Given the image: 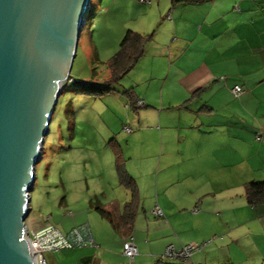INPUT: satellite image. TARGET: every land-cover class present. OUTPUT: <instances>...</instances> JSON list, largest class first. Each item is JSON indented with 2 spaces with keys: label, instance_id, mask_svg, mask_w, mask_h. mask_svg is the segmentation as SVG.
Masks as SVG:
<instances>
[{
  "label": "crops",
  "instance_id": "0c3cea01",
  "mask_svg": "<svg viewBox=\"0 0 264 264\" xmlns=\"http://www.w3.org/2000/svg\"><path fill=\"white\" fill-rule=\"evenodd\" d=\"M136 1L154 5L132 29L149 37L131 84L121 85L131 95H115L124 108L111 139L138 205L114 247L79 260L127 264L122 243L131 238L134 264H264V203L241 197L243 183L264 180V0ZM108 175L121 212L129 193L114 157ZM190 243L188 262L162 256Z\"/></svg>",
  "mask_w": 264,
  "mask_h": 264
},
{
  "label": "rangeland",
  "instance_id": "374dc122",
  "mask_svg": "<svg viewBox=\"0 0 264 264\" xmlns=\"http://www.w3.org/2000/svg\"><path fill=\"white\" fill-rule=\"evenodd\" d=\"M136 2L89 0L84 14L67 79L56 97L34 164L25 223L32 230L49 224L62 236L85 229L95 246L44 251L47 264H91L79 258L98 257L99 246L114 247L115 240L124 233L115 205L122 195L113 189L115 177L108 175L113 156L106 144L121 132L118 114L124 106L115 102V95H123L121 85L129 87L132 81L127 72L120 81L107 83L105 61L117 51L125 31L132 30L136 19L154 7L147 4L138 8ZM79 82L113 90L96 97L79 94L73 89ZM124 98L127 100V96ZM109 202L113 205L109 206ZM137 213H141L140 209Z\"/></svg>",
  "mask_w": 264,
  "mask_h": 264
},
{
  "label": "water",
  "instance_id": "95a60500",
  "mask_svg": "<svg viewBox=\"0 0 264 264\" xmlns=\"http://www.w3.org/2000/svg\"><path fill=\"white\" fill-rule=\"evenodd\" d=\"M89 0H0V264H34L28 192Z\"/></svg>",
  "mask_w": 264,
  "mask_h": 264
},
{
  "label": "trees",
  "instance_id": "16d2710c",
  "mask_svg": "<svg viewBox=\"0 0 264 264\" xmlns=\"http://www.w3.org/2000/svg\"><path fill=\"white\" fill-rule=\"evenodd\" d=\"M149 35L141 34L135 30H126L117 51L106 61L105 66L108 69L107 83H116L132 67L138 57L142 54L143 44ZM74 91L88 96H101L113 89L107 86L88 85L79 82L74 86ZM240 90V89H239ZM124 95H131V88L121 91ZM114 157V168L117 182L129 193V199L123 204L119 215V227L123 232L131 229L132 221L138 205L137 189L134 181L128 175L124 168L123 159L113 139L107 141ZM241 197L249 205L264 203V180H249L241 186ZM57 251V250H55Z\"/></svg>",
  "mask_w": 264,
  "mask_h": 264
},
{
  "label": "built area",
  "instance_id": "2783aa9c",
  "mask_svg": "<svg viewBox=\"0 0 264 264\" xmlns=\"http://www.w3.org/2000/svg\"><path fill=\"white\" fill-rule=\"evenodd\" d=\"M147 1V0H140ZM239 87L232 88L233 94L239 93ZM154 214H160L159 210H154ZM26 241L33 255L34 264H47L43 257L44 251H55L59 249H70L76 246L92 244V239L88 232L84 230H76L67 236H62L61 233L53 226L45 224L38 230L26 228ZM197 247L195 244H187L175 249L172 245L164 248L162 256L166 258H181L184 261L189 260L190 253ZM136 254V248L131 241V238L126 239L122 243V255L126 258L127 264H134L133 257Z\"/></svg>",
  "mask_w": 264,
  "mask_h": 264
}]
</instances>
